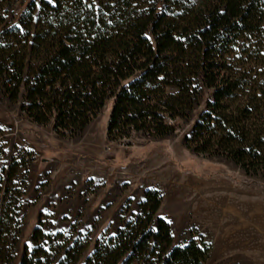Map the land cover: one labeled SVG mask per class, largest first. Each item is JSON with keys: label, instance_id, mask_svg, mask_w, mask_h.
<instances>
[{"label": "trees", "instance_id": "16d2710c", "mask_svg": "<svg viewBox=\"0 0 264 264\" xmlns=\"http://www.w3.org/2000/svg\"><path fill=\"white\" fill-rule=\"evenodd\" d=\"M0 88L59 136L82 134L111 101V141L167 137L211 91L183 144L264 175V0H0ZM3 154L0 143V264H12L26 161ZM161 201L144 190L90 251L75 227L36 226L19 264H203L210 245L201 235L175 245Z\"/></svg>", "mask_w": 264, "mask_h": 264}, {"label": "rangeland", "instance_id": "374dc122", "mask_svg": "<svg viewBox=\"0 0 264 264\" xmlns=\"http://www.w3.org/2000/svg\"><path fill=\"white\" fill-rule=\"evenodd\" d=\"M210 95L167 137L137 132L111 141V101L82 134L59 136L51 124L30 119L22 99L13 102L0 88L2 161H26L12 264L31 245L36 226L47 234L75 227L90 239V251L96 239L115 234L137 212L146 189L161 192L158 214L171 225L175 245L204 237L211 251L203 264H264V175L248 176L230 161L195 155L183 144Z\"/></svg>", "mask_w": 264, "mask_h": 264}, {"label": "snow or ice", "instance_id": "6c2138e0", "mask_svg": "<svg viewBox=\"0 0 264 264\" xmlns=\"http://www.w3.org/2000/svg\"><path fill=\"white\" fill-rule=\"evenodd\" d=\"M47 3L49 4H53L54 3V0H47ZM38 6V5H37ZM17 27H19V25H17Z\"/></svg>", "mask_w": 264, "mask_h": 264}, {"label": "bare ground", "instance_id": "6f19581e", "mask_svg": "<svg viewBox=\"0 0 264 264\" xmlns=\"http://www.w3.org/2000/svg\"><path fill=\"white\" fill-rule=\"evenodd\" d=\"M108 134V133H107ZM108 136V135H107ZM259 204V203H258Z\"/></svg>", "mask_w": 264, "mask_h": 264}]
</instances>
